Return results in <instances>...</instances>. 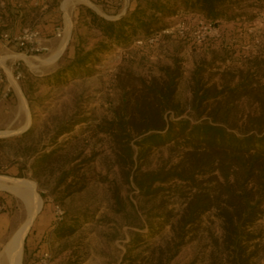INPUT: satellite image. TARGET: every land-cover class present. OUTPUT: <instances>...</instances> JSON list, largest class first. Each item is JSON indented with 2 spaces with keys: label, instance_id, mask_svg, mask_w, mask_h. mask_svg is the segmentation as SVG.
<instances>
[{
  "label": "rangeland",
  "instance_id": "rangeland-1",
  "mask_svg": "<svg viewBox=\"0 0 264 264\" xmlns=\"http://www.w3.org/2000/svg\"><path fill=\"white\" fill-rule=\"evenodd\" d=\"M65 2L66 0H58L53 5L65 15L68 26L70 21L74 24L72 40L68 36L63 42L53 39L49 43L51 52L48 55L37 61H22L25 79L18 84L22 90H17L16 86L8 100L0 101V133L13 134L8 139L0 137V176L33 182L42 200V209L24 243L22 264L28 259L25 245L32 237L39 215L46 212L53 218L57 208L63 211L58 222L66 218L67 214L71 217H88L69 239L72 261L77 264H126L125 255L130 250L129 245L134 240L135 233L148 235L150 225L157 222L156 213L152 211L156 202H148V199L141 197L134 184L126 182L115 162L109 139L104 133H97L100 122L112 117L113 108L122 93L121 86L138 84L140 77L156 74L159 68L174 67L177 61L182 72L178 100L187 108L184 117L192 122L198 120L189 107L193 98L192 78L200 68L204 69L202 77L205 83H210L209 87L233 88L243 81H251L253 75L254 79H260L264 84V2L247 0L242 3L241 9L231 13V16H238V22L230 25L231 33L227 38L222 37L221 41L208 40L198 44L191 35L181 38L172 33L163 35L156 48L148 52H142L134 44L129 48L113 45L98 54L100 61L91 67V75L64 77V80L57 83L55 78L59 74L63 75L64 68L70 64L80 43L88 49V44L91 47L101 40L97 37L99 32L90 31L86 27L87 20L85 14L80 15L81 10L90 8L91 3L99 15L113 20L123 15L125 3L129 6L123 11L124 14L138 5L137 0H118V9H113L117 15H113L114 12L106 11L107 4L99 5L94 0H72L66 7ZM58 16L57 20L61 21V14ZM181 16L168 19V27H175ZM190 23L195 24L193 21ZM64 42V52L58 56L62 55L51 61ZM233 105L234 112L228 126L230 132H256L259 127L249 120L250 117L258 119L259 103L251 97L243 96L236 99ZM206 117L201 120H206ZM72 122L80 124L59 136L58 143L61 142L72 156L82 153L84 159L88 160L85 163L82 161L79 167V180L82 182L84 178L86 186L82 191H77L76 184L72 191L66 192L64 185L56 187L55 177L36 178L34 168L43 154L58 147L53 139L61 126ZM28 135L31 137L18 142L20 137ZM133 148L139 151L136 144H133ZM182 148V145L175 143L153 148L138 165L143 170L163 166L169 168L180 161ZM93 153L96 155L92 157ZM135 168H132L131 174ZM20 173L21 177H18ZM115 189L120 191L126 202V209L122 212L116 211L113 198ZM2 202L8 204L3 206ZM169 204L171 208L180 207L176 197ZM0 213H6L11 218L8 230L1 240V251L26 221L28 212L20 197L0 189ZM71 217L68 216L67 220ZM251 230L255 233V239L247 246L249 252L257 251L253 264H264V215ZM162 234L164 239L168 238L169 227L164 228ZM222 234L219 219L214 213L206 214L191 237L192 240L182 247L172 264H212L211 256L217 249L216 242H221ZM139 250L144 249L142 247ZM220 262L226 264L223 256ZM49 264H52V259Z\"/></svg>",
  "mask_w": 264,
  "mask_h": 264
},
{
  "label": "trees",
  "instance_id": "trees-1",
  "mask_svg": "<svg viewBox=\"0 0 264 264\" xmlns=\"http://www.w3.org/2000/svg\"><path fill=\"white\" fill-rule=\"evenodd\" d=\"M117 1L97 0L99 5L107 4V12L118 9ZM137 1L135 9H128L125 15L113 20L91 8L83 9L86 27L99 32L97 37L101 40L91 47L88 44V49L80 43L63 75L55 78L57 83L64 77L91 75V67L100 61L99 53L113 45L129 48L137 40L168 28L166 21L176 15L184 16L189 22H220L222 39L227 38L232 31L230 25L238 22V16L231 13L241 9L240 5L247 0ZM137 48L148 52L156 46L146 44ZM203 71L200 68L192 78L193 98L189 107L198 117L196 122L184 117L187 108L178 100L182 72L177 61L174 67L159 68L156 74L140 77L138 84L121 86L122 93L112 117L98 126L97 133H104L109 139L115 162L126 182L134 184L142 198L156 202L152 211L156 213L157 222L150 225V234L135 233L125 255L126 264H172L208 213H214L219 219L223 232L211 256L212 264L215 261L224 264L220 262L222 256L226 264H253L257 255V251L249 252L247 244L255 239L251 228L264 215V84L253 75L251 81H243L233 88L209 87L210 83H205L202 77ZM243 96L259 103L258 119L250 117L249 120L259 129L235 134L228 128L230 116L234 112L233 102ZM204 117L206 120H201ZM78 124L80 122L61 126L53 139L58 147L43 154L34 168L36 178L55 177L56 187L64 185L66 192L72 191L76 184L77 191L86 186L84 178L82 182L79 180V167L82 161L88 160L82 153L72 156L61 142L58 143L59 136ZM29 137L31 135L22 136L18 142ZM170 143L183 147L177 164L154 170H143L138 165L151 149ZM133 144L139 151L134 150ZM174 197L180 203L179 208L170 207ZM113 198L116 211H124L126 202L118 189ZM67 217L61 222L56 215L52 219L56 241L70 247L69 239L88 217L75 215L70 220ZM166 227L170 234L164 239L162 230ZM142 247L144 250H139ZM25 251L27 253V244ZM68 264L77 263L70 259Z\"/></svg>",
  "mask_w": 264,
  "mask_h": 264
},
{
  "label": "built area",
  "instance_id": "built-area-1",
  "mask_svg": "<svg viewBox=\"0 0 264 264\" xmlns=\"http://www.w3.org/2000/svg\"><path fill=\"white\" fill-rule=\"evenodd\" d=\"M52 2L54 0H42V3L40 0H34V6L45 9ZM6 7L7 2L0 0V23L2 22L1 11L6 9ZM71 29L72 25L68 26L67 22H64L56 29L55 38L63 42ZM172 33L177 34L181 38L191 35L198 44L222 38L220 22L200 20L195 22V24H191L184 16H181L175 27H168L162 31L155 32L146 39L137 40L134 45L143 46L147 44L156 46L163 35ZM50 52L51 47L48 40L38 29L27 26L14 35L7 32L2 33L0 35V101L8 100L15 91L16 86L25 79L22 61H37ZM56 216L58 221L61 220L63 211L57 208ZM50 259L49 252H45L40 263L49 264Z\"/></svg>",
  "mask_w": 264,
  "mask_h": 264
},
{
  "label": "crops",
  "instance_id": "crops-1",
  "mask_svg": "<svg viewBox=\"0 0 264 264\" xmlns=\"http://www.w3.org/2000/svg\"><path fill=\"white\" fill-rule=\"evenodd\" d=\"M5 1L7 2V7L1 11L2 22L0 23V35L5 32L14 35L19 33L22 28L29 26L40 30L50 43L53 39H56V29L66 22L65 15L59 8L53 5L55 2H58V0H54V2L45 9L34 6V0ZM94 1L97 2V0ZM40 2L42 3V0H40ZM127 6L129 5L125 3L124 10H126ZM124 10H122L123 15L126 14L123 13ZM109 12L112 13L114 10ZM79 13H81V16L85 14L83 10ZM59 14L62 16L61 21L57 20ZM113 15H117V13L114 12ZM222 23L224 24V22ZM70 24H72V29L68 35L70 34L69 40H72L74 24L71 21ZM17 90L21 91L22 89L18 86ZM5 204L8 203L2 202L3 206H5ZM10 222V215L0 213V245L2 238L8 230ZM55 237L52 217L48 213L42 212V214L39 215L36 228H34L32 232V237L27 243V251L29 254L26 260L27 264H41L40 258H42L45 252H50L52 264H68L71 259L69 255L70 247H67L64 242H57Z\"/></svg>",
  "mask_w": 264,
  "mask_h": 264
},
{
  "label": "bare ground",
  "instance_id": "bare-ground-1",
  "mask_svg": "<svg viewBox=\"0 0 264 264\" xmlns=\"http://www.w3.org/2000/svg\"><path fill=\"white\" fill-rule=\"evenodd\" d=\"M71 1L72 0H66L65 7L68 6ZM64 47L65 42L50 60H54L63 51ZM10 134L11 133L9 132H1L0 136H6ZM0 189L12 192L20 197L25 203L28 212L26 221L12 235V237L0 251V264H22L23 238L26 232L29 230L35 214L41 210L42 200L36 191L35 184L26 179L0 176Z\"/></svg>",
  "mask_w": 264,
  "mask_h": 264
},
{
  "label": "water",
  "instance_id": "water-1",
  "mask_svg": "<svg viewBox=\"0 0 264 264\" xmlns=\"http://www.w3.org/2000/svg\"><path fill=\"white\" fill-rule=\"evenodd\" d=\"M89 5H90V8H92L93 10H95V11H97L96 10V8L94 7V5L93 4H91V3H89ZM103 17H105L106 18V16H104V15H102ZM121 16H119L117 19H119ZM107 19H109V18H107ZM70 35V34H69ZM68 35V37H70ZM69 39V38H68ZM63 52H64V50H63ZM62 52V53H63ZM62 55V54H61ZM60 55V56H61ZM59 56V57H60ZM10 135H13V134H10ZM10 135H6V136H0L2 139H8V138H10L9 136ZM42 209V208H41ZM41 211V210H40ZM40 211L38 212V213H36L35 214V216H34V218H33V222L35 221V219H36V217L38 216V214L40 213ZM33 222H32V224L30 225V227H29V230L26 232V234H25V236H24V238H23V250H24V243H25V240H26V238H27V236H28V234H29V231H30V229H31V227H32V225H33Z\"/></svg>",
  "mask_w": 264,
  "mask_h": 264
}]
</instances>
